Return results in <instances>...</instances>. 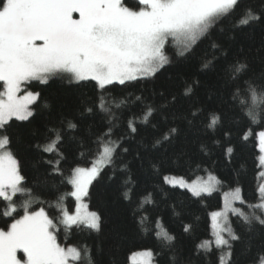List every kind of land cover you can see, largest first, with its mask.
Returning a JSON list of instances; mask_svg holds the SVG:
<instances>
[{"label":"snow or ice","instance_id":"6c2138e0","mask_svg":"<svg viewBox=\"0 0 264 264\" xmlns=\"http://www.w3.org/2000/svg\"><path fill=\"white\" fill-rule=\"evenodd\" d=\"M243 2L244 0H135L129 6L127 0H0V82H3L4 89L0 92V198L7 202V210L3 212V216L11 221L0 227V264H93L90 248L86 245L62 243L58 234L62 228L71 230L73 226H83L95 233L102 231L104 221L101 213L90 210L85 198H90V186L106 168L111 170L110 179L120 171L126 174L127 178L121 183V196L130 205H134L131 215L137 230L147 234L149 229L144 225L148 210L144 205L151 203L154 206L155 202L146 201L145 196H151L152 193H138L139 181L133 179L130 162L118 163L123 154L129 151L127 147H123L124 140L129 137L122 136L117 140H112L111 137L121 119L131 133H137L138 119H142L143 123H150V118L168 105L157 106L148 97L139 95L135 97V101L141 102V115L137 116L129 109V115L124 119L122 114L118 116L105 107L104 96L111 93L113 86L127 87L133 82L154 79L162 69L166 70V66L193 56L201 44L211 40L217 25L240 10ZM243 17H246L242 19L244 25L264 22V10L253 12L251 8L244 9ZM211 47L220 49V45L215 42L211 43ZM221 54L227 55L223 49ZM218 59L219 57L213 56L203 60L201 70L215 67L214 62ZM249 67L246 58H236L220 71L226 74L225 82L230 83L234 90L230 96L234 106L247 116H254L258 110L264 111L260 107L264 104V83L256 84L251 78L244 77ZM56 77H66L69 83L74 84L94 82L93 87L97 91L95 108L108 117L107 129L94 141H107L102 151L98 148L99 154H93L90 166L77 165L70 169L66 177V182L73 189L70 196L78 202L74 212L60 209L57 213L46 201L36 198L32 188L27 187V177L23 173L21 162L12 151V136L8 130L14 119L29 121L37 110L33 105L40 99L41 93L28 90L31 82L46 84ZM184 84L183 94L187 96L193 93L194 85L199 84V80L188 83L185 79ZM237 93L250 97V102L248 99H239ZM159 94L163 95V92ZM176 100L177 96L172 94L169 103H175ZM93 111L92 106L84 109L89 114ZM189 114L192 117L197 114L205 117L203 125L206 133L211 131L214 134L217 126L222 123L221 113L213 109L206 110L203 106L191 110ZM74 119L62 118L60 123L65 127L48 129L51 133L46 141L49 146L38 143L36 147L52 152L53 140L59 145L64 141L65 133L78 129ZM161 119L167 122L169 117L162 114ZM172 119L175 122L176 117L173 116ZM188 123L192 124L193 121L188 120ZM152 127L155 129L157 126L153 124ZM178 134V127L169 126L152 147L171 144ZM224 135L230 134L225 132ZM259 135L261 147L264 148V131ZM212 143L219 145L220 142L213 140ZM232 152V147L225 148V154ZM139 157L140 153L137 152L136 158ZM46 163L51 164L52 161ZM59 163L57 160L53 171L64 176ZM153 168L164 184L187 189L193 197L203 198V194L211 196L222 183L213 174H208L206 179L197 177L188 181L183 176L173 175L171 170L164 169L163 160L159 162V166L154 164ZM154 188L159 190L160 186L154 184ZM259 192L261 195L258 199L264 201V188H260ZM18 193L26 194L19 203V210L17 200L14 199ZM236 202H239V206L233 207ZM33 205L37 207L34 208ZM245 208L264 210V203L249 204L243 196L242 188L236 187L234 191L225 194L223 207L210 214L215 245L227 248L229 257L232 255L233 242L241 239L232 227L225 226L232 223L230 211L239 214L237 220L248 225L249 231L253 220L264 226V218L245 214ZM161 226L162 218L157 216L152 226L153 235L157 238L164 237L171 245L176 237ZM191 227L185 225L184 231L189 232ZM224 233H228V236ZM211 244L212 241L206 240L197 245V249L211 252ZM143 255L151 256L153 252L149 249ZM251 264H264V249L253 255Z\"/></svg>","mask_w":264,"mask_h":264},{"label":"trees","instance_id":"16d2710c","mask_svg":"<svg viewBox=\"0 0 264 264\" xmlns=\"http://www.w3.org/2000/svg\"><path fill=\"white\" fill-rule=\"evenodd\" d=\"M127 2L132 6L135 0ZM247 8L260 12L264 10V0H244L241 9L218 24L212 32L211 40L201 44L193 56L166 66V70L162 69L154 79L133 82L127 87L113 86L111 93L104 96L105 107L118 116L122 114L124 119L128 117L129 109L137 116L141 115V102L135 101L139 95L148 97L157 106L168 105L154 114L150 123L138 119L137 133H131L121 119L111 137L112 140L129 137L123 143V147L129 151L123 154L118 163L130 162L133 179L139 181L138 193H152L151 196H145L146 201L155 202L154 206L151 203L144 205L148 210L144 225L149 229L147 234L137 230L131 215L134 205H130L121 196V183L127 178L126 174L120 171L110 179L111 170L106 168L90 186V198H85L90 210L101 213L104 221L102 231L95 233L83 226H73L71 230L62 228L58 234L62 243L86 245L91 249L93 264H131L133 254L149 249L153 252L155 264L220 263L222 249L213 243L211 212L221 209L223 193L233 191L236 187L242 188L243 196L249 204L257 203L261 195V182L264 183L258 141V133L264 130V111L258 110L254 116H247L235 107L230 99L234 90L230 83L225 82L226 74L220 71L234 59L246 58L250 67L244 77L251 78L256 84L264 83V22L244 25L242 19L246 17H243V10ZM212 42L220 45V49L212 48ZM221 49L227 53L226 56L221 54ZM213 56L219 57L214 62L215 67L201 70L202 61ZM185 79L188 83L199 80V84L194 85L193 93L187 96L183 94ZM2 85L3 82H0V92L4 90ZM93 85L91 81L69 83L66 77L52 78L46 84L32 81L28 90L41 93L40 99L33 105L37 110L29 121L14 119L8 129L12 136V151L21 162L27 177V187L32 188L36 198L46 201L57 213L60 209L75 211L77 202L70 196L73 189L66 182L70 169L77 165L90 166L93 154L98 155V148L102 151L107 143L103 139L94 143L96 137L107 129L108 117L95 108L97 91ZM161 92L163 95L159 94ZM172 94L177 96L175 103H169ZM237 96L250 102V97L239 93ZM125 100L127 103H123ZM86 106L94 107L93 113L84 112ZM200 106L222 114V123L217 126L214 134L211 131L205 132L203 115L192 117L189 114ZM260 107L264 109V104ZM162 114L169 117L167 122L161 119ZM173 116L176 117L175 122ZM65 117L75 118L78 129L74 132L69 130L71 136L65 133V139L59 145L53 140L51 146L54 150L50 153L36 147L38 143L49 146L46 142L51 135L48 129L65 127L60 123ZM188 120L193 123L189 124ZM153 124L157 126L155 129ZM169 126L178 127L179 134L171 144L165 143L153 148L152 144ZM225 132L230 135L225 136ZM213 140H219V145L213 144ZM229 146L233 152L225 154V148ZM137 152L140 153L139 158H136ZM57 160L64 176L53 171ZM161 160L164 161V169L188 180L206 177L208 174L216 175L222 181L220 190L200 198L193 197L187 189L164 184L153 168L154 164L159 166ZM154 184L160 186L159 190L154 188ZM17 199L22 200V197ZM6 205L7 202L0 198V227H4L5 222H11L10 218L3 216L7 210ZM157 216L162 218L161 227L176 237L171 245L164 237L157 238L152 233ZM230 217L232 223L229 226L241 239L233 242L232 255L227 264H251L253 255L264 249V226L253 220L249 231L248 225L237 220L238 215ZM185 225L192 226L189 232L184 231ZM206 240L212 241L211 252L197 249V245Z\"/></svg>","mask_w":264,"mask_h":264},{"label":"rangeland","instance_id":"374dc122","mask_svg":"<svg viewBox=\"0 0 264 264\" xmlns=\"http://www.w3.org/2000/svg\"><path fill=\"white\" fill-rule=\"evenodd\" d=\"M21 94H23V93H21ZM258 141H259V147H260V153H261L260 154V165L262 167L261 176L264 177V148L261 147V138H260L259 133H258ZM202 178L206 179L207 176L206 177H202ZM186 180H188V179H186ZM188 181H191V180H188ZM260 188H264V183L263 182H261ZM219 190H220V185L217 186V190L215 192H217ZM229 192H231V191H229ZM229 192L223 193V205H224L225 194L226 193H229ZM203 195H206V194H203ZM17 197H22V200L21 199H17ZM17 197H15L14 199L17 200V206H18V210H19V203L23 201V199L25 198V194L24 193H18L17 194ZM257 203H264V201L259 200ZM34 206L35 205H33V207ZM238 206H239V202H236L233 205V207H238ZM243 211H245V214H247L249 216H252L254 214V215H260L261 218H264V215H262V212H264V210H261V209H258V208H256V209H254V208H245V209H243ZM231 215H239V214L230 211L229 212V216H231ZM221 223H224V221L221 220ZM225 226L227 227L229 225L226 224ZM224 235L227 237L228 236V233H224ZM213 236H214V234H213ZM213 243L215 245V236H214V239H213ZM220 248L222 249V255H221V260H220V263L219 264H227L228 261H229V259H230L229 254H228L229 253V250L227 248H223V247H220ZM144 252L145 251L137 252V253L133 254L131 256V264H155L154 261H153V255L146 256V255H143Z\"/></svg>","mask_w":264,"mask_h":264}]
</instances>
